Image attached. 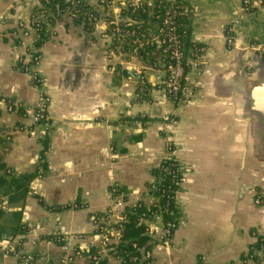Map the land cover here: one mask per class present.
I'll use <instances>...</instances> for the list:
<instances>
[{"label": "crops", "instance_id": "1", "mask_svg": "<svg viewBox=\"0 0 264 264\" xmlns=\"http://www.w3.org/2000/svg\"><path fill=\"white\" fill-rule=\"evenodd\" d=\"M111 1L88 0L101 18L91 32L68 15L55 23L41 48L39 89L21 63L35 40L18 34L17 26L29 24L40 0H0V164L16 176L46 166L22 204L3 199L0 205L6 216L21 210L30 228L17 237L22 254L34 255L37 264H58L60 247L42 240L56 233L84 236L97 247L92 216L109 210L111 185L123 188L129 207L148 204L151 171L173 159L181 166V217L173 248L153 250L157 264H241L264 240V60L257 53L264 4L246 12L241 0H165L184 4L189 41L203 48L202 76H187L195 96L177 105L155 88L162 76L157 46L152 62L112 52L106 21L140 0ZM122 19L151 28L149 39L155 32L149 21ZM41 95L50 101L51 127L32 135L29 116L10 113L5 102L35 108ZM71 205L80 208L57 210ZM0 262L17 259L2 255ZM256 264H264V255Z\"/></svg>", "mask_w": 264, "mask_h": 264}, {"label": "built area", "instance_id": "2", "mask_svg": "<svg viewBox=\"0 0 264 264\" xmlns=\"http://www.w3.org/2000/svg\"><path fill=\"white\" fill-rule=\"evenodd\" d=\"M46 3L48 4V1H46ZM98 3L100 6L114 5L113 1L106 4L105 0H99ZM143 4L151 5L147 3L146 0H140L138 2H127L123 6L124 9L131 8L134 13V11L140 9ZM241 4L244 11L252 12L255 8L263 5L264 0H241ZM174 5L175 3L172 4L164 14L156 16L159 23L156 24L155 32L151 39H145L146 37L143 34L138 37L136 31H124L121 29V24H126V28L131 27L132 25L125 23L120 13L116 14V16L114 15L115 17L112 21H106V24L111 31V48L114 46V39L119 43L115 47V50L118 53L123 54L122 48L124 45L131 46L129 52L136 57L139 56L141 50H144L147 43L155 44L159 48L162 76L158 79L155 88L164 92L175 104L183 105L189 103L196 93L187 86L188 74L194 72L197 77H201L203 74L201 60L203 48L194 46L189 54L185 53L184 39L183 36L178 33L176 19L180 16H189L190 13L187 8H184L183 6L175 8ZM76 6L77 4L75 3L72 10L66 11L61 15L59 6H56L55 12H53L48 9L46 5L43 6L40 0L32 11L29 24L25 25L22 22L19 23L17 26V32L25 38L33 37L35 44L44 27L45 35L48 38H51L54 36L52 28L55 23L59 21L57 17L62 16L63 18V16L68 15L69 19L74 22L76 17V11L74 10L76 9ZM34 11H38V13L34 14ZM51 18L54 23L50 21ZM99 20H101L100 15L96 24ZM237 23L238 22L235 21L227 30V43L229 45H233L234 43V30ZM112 25L114 26L113 28H111ZM149 35L150 32H148V36ZM128 39H131V41L126 44ZM34 44L29 48L25 57L21 59V63H26L24 71L31 76L33 85L36 88L42 89L43 82L37 72V68L42 61L41 49H37ZM112 52L114 53V49ZM257 53L259 58L264 60V43L258 46ZM145 84V86H147V83ZM5 104L10 113L16 112L20 108L25 111L26 115L31 119L34 127V129H29L28 132L30 134H35V128L44 133L50 129V101L46 96L41 95V101L35 108H26L13 102H5ZM171 149V146H169L168 151L171 152ZM171 160L173 159H168L165 162ZM109 194L111 197V206L109 210L104 214H95L92 216V224L95 228L94 234L98 240L97 247H94L91 243L87 242V238L84 236H67L62 233H56L54 236L59 238L63 243L60 247L62 255L58 264H98L103 261H107L108 264H119L120 261L115 256L116 246L121 242L124 225L129 222L126 211L138 207L140 202L129 207L128 195L118 183H113L111 185ZM147 200L148 204L141 201L147 207L154 205L156 201L154 197L151 196L149 190ZM145 224L147 226L145 235L148 238V242L143 249L138 264H157L153 250L155 248L161 250H169L173 248L172 240L174 233L171 231L170 224L167 226L164 225L162 217L159 214L154 216L152 221L146 222ZM18 243L19 241L17 238H4L0 241V252L2 255L16 258L17 264H19L18 260L19 256L22 255V252L14 253L13 255H9V252L14 251L18 246ZM256 255H259V253L255 252L253 254V256ZM241 264H256V262H254L252 258H249V260L242 262Z\"/></svg>", "mask_w": 264, "mask_h": 264}, {"label": "trees", "instance_id": "3", "mask_svg": "<svg viewBox=\"0 0 264 264\" xmlns=\"http://www.w3.org/2000/svg\"><path fill=\"white\" fill-rule=\"evenodd\" d=\"M48 1V4L46 3ZM111 0H105V3H110ZM41 3L47 6L48 9L55 12V7L59 6L61 15L69 10L73 9V5L76 3V17L74 24L79 27H84L88 32H91L96 25L97 19H99V13L89 4L88 0H41ZM172 4L166 2L165 0H154L151 5L143 4L140 9L134 11L128 8L122 12V17L134 18L136 22H141L142 20L149 21L152 24H158L159 20L156 19L157 15H162L164 12L170 8ZM184 7L181 2H176L174 7ZM145 11V12H144ZM38 11H34V14ZM55 14V13H54ZM92 16V18H91ZM189 17L190 16H180L176 19L178 24V33L183 36L185 53L189 54L194 46L200 47L199 45H194L190 40V28H189ZM58 20L62 19V16L57 17ZM51 22L52 18L50 19ZM109 21H112L111 19ZM126 24H121L120 27L124 31H136L138 37L140 35H145V39H148V32L151 30L148 26L142 24L132 25L126 28ZM114 26L112 25L111 28ZM111 33V31H110ZM49 38L45 35L44 27L41 31L39 39L35 42V47L41 49L45 42ZM131 39L126 41L130 43ZM118 41L114 39L113 49L118 45ZM155 44L147 43L144 50H141L139 57L147 62H152L150 51L155 48ZM131 46L124 45L123 51H130ZM17 113L24 116L26 113L23 109H18ZM45 151H47V143L44 142ZM43 157V156H42ZM46 166L44 163L40 164L34 171L21 175H11L7 173V169L3 164H0V205L3 203V199L8 200L9 205L22 204L28 193L32 182L39 176L40 170H45ZM151 176L153 182L147 184V190L156 200L154 205L145 206L143 202L134 209H129L126 211L129 218V222L124 225L122 232L121 242L116 246V258L120 261L119 264H138L139 259L142 256L143 249L148 242L146 237V222L152 221L154 216L161 215L164 225H171V231L175 233L181 213L176 201V195L179 192L182 175L181 166L174 160L163 162L162 165L151 171ZM42 203V202H41ZM79 205H71L63 208L57 209L67 210V209H79ZM100 216V215H97ZM30 228L22 223V211H15L11 215L6 216V212L0 209V241L4 238H17L19 236H24L29 233ZM42 240H47L54 245L61 247L63 243L56 236L42 237ZM22 252V242L14 249V251L9 252V255L14 253ZM95 252V251H94ZM257 252L259 255L253 256ZM264 255V240L259 239L256 244L250 247L249 254L242 258L243 262L252 258L254 262H258V258ZM2 253L0 252V261ZM19 264H37V258L31 255H20ZM1 264V262H0ZM94 264V263H92ZM98 264H108L107 261L100 262Z\"/></svg>", "mask_w": 264, "mask_h": 264}]
</instances>
